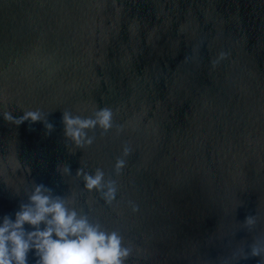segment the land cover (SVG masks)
<instances>
[{"label": "water", "instance_id": "obj_1", "mask_svg": "<svg viewBox=\"0 0 264 264\" xmlns=\"http://www.w3.org/2000/svg\"><path fill=\"white\" fill-rule=\"evenodd\" d=\"M105 107L91 145L65 136L64 112ZM97 168L111 204L76 174ZM35 184L117 231L125 264H264V0H0V218Z\"/></svg>", "mask_w": 264, "mask_h": 264}, {"label": "clouds", "instance_id": "obj_2", "mask_svg": "<svg viewBox=\"0 0 264 264\" xmlns=\"http://www.w3.org/2000/svg\"><path fill=\"white\" fill-rule=\"evenodd\" d=\"M226 53L221 52L218 59ZM214 66L216 62H213ZM112 110L101 108L92 117L81 118L71 113L62 114L64 134L77 147L91 145L93 138L86 130L100 127L107 131L112 127ZM5 120L20 124L24 120H40L38 111L25 112L14 118L4 113ZM51 129L52 125H47ZM129 149L123 150L127 156ZM124 159H117V174L124 167ZM68 172L69 168L66 167ZM77 176H82L83 187L89 192L95 190L101 194L105 203L111 204L116 198L117 187L114 180H105L104 172L97 168L94 173L78 169ZM133 211H137L135 205ZM245 222L254 223L249 216ZM32 230L26 231L25 225ZM43 225V227H41ZM123 238L117 231H105L99 224L90 223L86 215H78L75 209L66 207L58 196L51 195V189L43 184H35L28 203L20 205L14 219L7 215L0 218V264H28L27 254L30 250L38 258L36 264H125L130 256L131 247L123 245ZM251 256H260L264 247L250 246Z\"/></svg>", "mask_w": 264, "mask_h": 264}]
</instances>
